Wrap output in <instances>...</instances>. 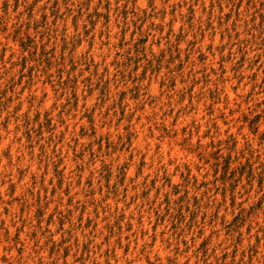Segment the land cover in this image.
Masks as SVG:
<instances>
[{"label": "rangeland", "instance_id": "1", "mask_svg": "<svg viewBox=\"0 0 264 264\" xmlns=\"http://www.w3.org/2000/svg\"><path fill=\"white\" fill-rule=\"evenodd\" d=\"M0 264H264V0H0Z\"/></svg>", "mask_w": 264, "mask_h": 264}]
</instances>
